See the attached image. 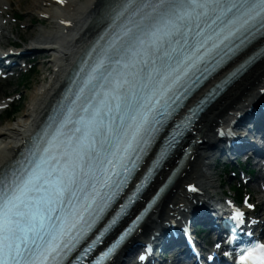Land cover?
I'll list each match as a JSON object with an SVG mask.
<instances>
[{
	"label": "snow or ice",
	"instance_id": "obj_1",
	"mask_svg": "<svg viewBox=\"0 0 264 264\" xmlns=\"http://www.w3.org/2000/svg\"><path fill=\"white\" fill-rule=\"evenodd\" d=\"M129 9L50 138L0 176V264H65L128 181L177 93L219 63L238 34L264 27V0H130ZM243 216L231 217L237 227ZM240 260L264 264V245L242 249Z\"/></svg>",
	"mask_w": 264,
	"mask_h": 264
},
{
	"label": "bare ground",
	"instance_id": "obj_2",
	"mask_svg": "<svg viewBox=\"0 0 264 264\" xmlns=\"http://www.w3.org/2000/svg\"><path fill=\"white\" fill-rule=\"evenodd\" d=\"M118 2L119 0H60L58 3L55 0H8L7 8L0 1V38H6L7 33H12L15 28L19 37L22 36L25 40L33 42L26 51H33L34 61L38 69L42 70L43 79L44 76L49 79L46 84L41 82L30 93L29 100L27 95H21L18 105L20 107L23 105L26 110L21 112L16 120L0 125V176L19 156L21 151L18 145L26 142L31 136L29 133L32 128L45 120L73 66L91 43V39L101 30L104 21L109 18L114 5ZM10 8L20 11L24 25L22 29H18L16 24L11 25L10 21H4ZM34 12L41 17L39 22L41 25L48 22V27L45 26L46 32L36 30ZM42 43H51L49 49L38 51L37 44ZM56 43L58 45L53 46ZM56 55L60 59L56 60ZM263 65L264 60L230 88L226 95L202 117L194 128L193 140L200 136L204 139L210 138L234 111L241 110L245 106L242 101H251L249 99L253 97L255 91L257 90V93L264 84V69L259 71ZM203 161L201 157L198 159L196 153L190 167L182 172L174 195L180 202L169 200L174 205H179L184 201L183 198L187 197L182 190L184 185H196L203 192L209 191V195L216 191L217 180L203 172L206 167ZM167 173L168 171L165 172ZM166 212L168 213V211L164 212L163 208L159 215L162 216ZM176 212V208L169 211L173 214Z\"/></svg>",
	"mask_w": 264,
	"mask_h": 264
},
{
	"label": "rangeland",
	"instance_id": "obj_3",
	"mask_svg": "<svg viewBox=\"0 0 264 264\" xmlns=\"http://www.w3.org/2000/svg\"><path fill=\"white\" fill-rule=\"evenodd\" d=\"M15 40L17 39H13L12 42H15ZM41 72L39 73V71L36 70L35 74L33 75H30L28 76L27 78H23V80H18V81H15L10 89L6 90L8 93L5 94V96H13V97H16L18 94L20 93H23V91L27 94V100H29V96H30V93L41 83ZM22 84H26L27 86L24 88V86ZM18 85V89H17V92L18 93H13L12 90L15 89V87H17ZM5 92V91H4ZM4 98V96L2 94H0V100H2ZM19 109L18 111L20 112H23L24 110H26V108L22 105L21 107L18 106ZM19 114V113H18ZM18 114H15V116L13 117H5L3 115H0V125H4L6 123H10L12 122L13 120H16L18 118ZM215 178V177H214ZM222 190H226L227 189V186L224 185V187L221 188Z\"/></svg>",
	"mask_w": 264,
	"mask_h": 264
}]
</instances>
